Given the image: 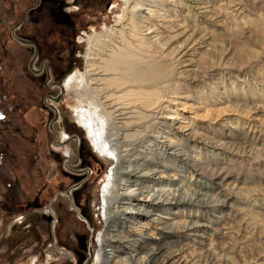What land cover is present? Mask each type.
<instances>
[{"label":"bare ground","instance_id":"obj_1","mask_svg":"<svg viewBox=\"0 0 264 264\" xmlns=\"http://www.w3.org/2000/svg\"><path fill=\"white\" fill-rule=\"evenodd\" d=\"M248 1L125 0L81 40L68 115L111 163L91 264H264V0Z\"/></svg>","mask_w":264,"mask_h":264},{"label":"rangeland","instance_id":"obj_2","mask_svg":"<svg viewBox=\"0 0 264 264\" xmlns=\"http://www.w3.org/2000/svg\"><path fill=\"white\" fill-rule=\"evenodd\" d=\"M64 1L67 18L51 8L50 17L37 16L38 23L31 22L35 10H28L35 0L0 1V264H88L90 257L91 264L104 229L95 213L111 163L96 154L83 127L70 121L74 104L62 87L67 75L83 70L81 40L113 25L126 2ZM15 23L22 26L14 35ZM40 63L48 74L32 70ZM82 140L91 156L83 154L80 167L76 150ZM66 146L69 157L63 156Z\"/></svg>","mask_w":264,"mask_h":264},{"label":"flooded vegetation","instance_id":"obj_3","mask_svg":"<svg viewBox=\"0 0 264 264\" xmlns=\"http://www.w3.org/2000/svg\"><path fill=\"white\" fill-rule=\"evenodd\" d=\"M0 1H4V0H0ZM7 3H9V4H12V5H14L15 3H16V1H15V3H12V1H7ZM35 4L33 5V6H31V7H29V9L28 10H32V12H33V14L34 13H36V15H34L33 16V18L31 19V22L32 23H38V20H39V17H37L39 14H42V13H44V14H46V15H48L49 17L51 16L50 15V12L51 11H53V10H50L51 8L52 9H54V8H57V10H58V12L60 13V16L61 17H63V18H67L68 17V11L67 10H65L66 9V6L68 5V3H66L64 0H35V2H34ZM12 5H10L9 7H11ZM30 10V11H31ZM9 11H10V9H9ZM17 11V9L14 7L12 10H11V14L13 15V16H15L16 15V12ZM55 12V11H54ZM53 15V14H52ZM51 18H54V17H51ZM19 24L17 23H15V25H14V29H13V31H12V34H14L15 35V32H17L18 34H19V29H21V26L22 25H19ZM15 31V32H14ZM26 41V40H25ZM35 42V41H34ZM35 44V49H36V51L38 50V45L36 44V43H34ZM32 59V58H31ZM34 59H36V55H35V57H34ZM30 64V63H29ZM28 68H29V65H28ZM46 69V68H45ZM32 70L37 74V75H39L40 73H42V71L43 72H45L46 74H48V72H46L45 70H44V65L42 64V63H40L39 64V67L37 68V70L36 69H33V67H32ZM35 74V75H36ZM50 77V76H49ZM82 144H80L79 145V148H77V150H76V153H78L79 154V166L80 167H83V165L85 164V159H84V157H83V154H87V155H90L91 156V154L89 153V150L87 149V145H86V143H85V141H80ZM84 145H86V147H85V149H84V151H82V148H84ZM77 146H78V143H77ZM78 151V152H77ZM93 156V155H92ZM97 161H98V159H97ZM99 169H100V167H99ZM98 169V170H99ZM77 171V170H76ZM74 187H76V190L77 189H79L81 186H74Z\"/></svg>","mask_w":264,"mask_h":264},{"label":"water","instance_id":"obj_4","mask_svg":"<svg viewBox=\"0 0 264 264\" xmlns=\"http://www.w3.org/2000/svg\"><path fill=\"white\" fill-rule=\"evenodd\" d=\"M20 42H24V43H29V41H25V40H21V39H18ZM35 55H33L32 59L34 58ZM29 68L31 69V66L29 64Z\"/></svg>","mask_w":264,"mask_h":264}]
</instances>
